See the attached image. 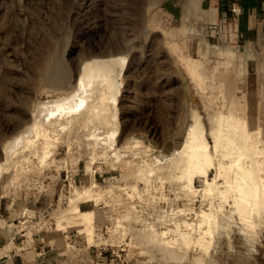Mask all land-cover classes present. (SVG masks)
<instances>
[{"label":"rangeland","instance_id":"obj_1","mask_svg":"<svg viewBox=\"0 0 264 264\" xmlns=\"http://www.w3.org/2000/svg\"><path fill=\"white\" fill-rule=\"evenodd\" d=\"M218 3L0 0V243L31 246L36 238L52 236L78 264H264V213L252 216L254 224H244L237 214L219 212L222 227L215 247L205 253L177 246V260L143 239L152 223L157 233L175 228L172 209H186L176 221H193L194 211L210 200L199 192L185 193L184 181L174 176L179 168L148 172L151 165H166L182 148L193 110L207 127L209 114L228 111L246 119L252 130L264 125L261 72L248 60L251 54L236 46L238 37L229 25L240 9L231 5L220 22ZM115 57L125 64L109 112L89 116L84 106L64 128L51 124L55 119L65 123L67 114L50 116L49 110L82 93L83 65ZM97 97L88 104L97 105ZM35 123L48 129L44 162L39 158L44 138L31 131ZM113 127L120 157L99 139ZM253 135L264 151V133ZM23 137L35 143L25 147ZM144 174L150 180L141 179ZM92 183L98 193L85 207L94 210L90 241L78 234L79 213L64 209L74 188ZM194 186L202 187L198 177ZM58 219L62 227L56 226Z\"/></svg>","mask_w":264,"mask_h":264},{"label":"bare ground","instance_id":"obj_2","mask_svg":"<svg viewBox=\"0 0 264 264\" xmlns=\"http://www.w3.org/2000/svg\"><path fill=\"white\" fill-rule=\"evenodd\" d=\"M222 54L230 56L231 52L222 50ZM124 64L125 60L121 57L87 61L81 69L78 81V86L82 93L73 102L60 104L49 110L50 116L58 113L61 116H63V113L67 114L66 122L61 123L55 119V122H51V124H59L62 125L61 128H64L71 121L82 115V112H79V110L84 106L89 116L94 112L98 115L108 113V102L111 101L113 105L116 103V94L119 89L117 77ZM48 71L49 68L46 66L45 74ZM97 95L99 103L97 105L88 104V102H91L89 99L95 98ZM113 116L111 115V117ZM107 123L111 125L109 124L110 121H107ZM208 123L209 126L207 127L202 114L198 110H193L191 113V123L186 131L182 148L177 150L176 154L167 158L168 163L166 165H157L156 167H152L151 165L148 168L150 174L156 173L157 170L160 171L165 166L179 168V173L174 176L184 181V185L181 186L185 190V193L188 194L190 192L195 195V193L199 192L201 198L208 197L210 199L206 203V207L201 208L199 212L194 211L195 220L193 221L186 220L185 218H182L181 221H176L175 216L177 214H186V209L179 207L172 209L171 213L173 223H175L174 229L167 227L157 233L152 223L150 227L143 230L145 231L143 235L144 241L151 243L153 247H156L155 249L166 252L174 258L172 260H177L175 259L177 258L175 250L177 246L180 249L183 247L187 250L191 247H197L201 248L205 253H208L210 249L212 250L215 247L216 236L222 227L221 221H219L221 216L218 218L219 212H224V215L225 211L228 210L229 217L231 218H233V214H237L239 221L242 220L244 224H252L251 218L254 214L261 215L264 213V154H262L264 151L258 147L259 141L253 135L256 133L262 135L264 133V125L252 130L246 119L240 118L232 111L209 114ZM57 127L59 126L57 125ZM31 131L35 132L37 138H44L41 155L39 156L40 160L44 162L49 154L50 147L48 129L40 123H35ZM116 132L117 128L113 127L106 132L105 136H101L99 139L105 148H112L113 155L120 157L121 150L116 146L114 147ZM95 135L93 137H97ZM20 140L24 142L25 147L35 143L34 138L30 137H25V139L23 137ZM158 161L159 159L157 158ZM1 165L3 164H0V171H3ZM210 170L214 172V175L211 177L209 174ZM197 177L201 182L202 187L200 189H196L194 186V179ZM140 178L150 180L145 174L144 177L141 175ZM94 186L95 183H92L89 188L82 190L74 188L64 209V211L70 210L71 212L79 213L78 224L80 227L78 228V234L88 236L90 241L94 238L93 235L95 233L94 210L90 208L86 209L85 207L89 202L94 201L95 203V198L97 197L95 194L98 192L95 193ZM134 186L132 188L136 189ZM56 224L57 227L62 225L59 219ZM227 228L224 231H227ZM171 231L176 232L177 236L168 238L167 234ZM226 231L222 232L226 233ZM220 234L223 235L222 233ZM89 246H92V242L89 243ZM198 263L200 262L198 261Z\"/></svg>","mask_w":264,"mask_h":264},{"label":"crops","instance_id":"obj_3","mask_svg":"<svg viewBox=\"0 0 264 264\" xmlns=\"http://www.w3.org/2000/svg\"><path fill=\"white\" fill-rule=\"evenodd\" d=\"M218 1L215 10L220 22L227 19L231 5L236 4L240 9L229 25L236 32L234 36L238 37L236 46L251 54L248 60L254 61L257 73L261 72L259 79L264 89V0ZM57 243L48 235L36 238L31 246L12 241L0 243V264H78L77 260L59 249Z\"/></svg>","mask_w":264,"mask_h":264},{"label":"built area","instance_id":"obj_4","mask_svg":"<svg viewBox=\"0 0 264 264\" xmlns=\"http://www.w3.org/2000/svg\"><path fill=\"white\" fill-rule=\"evenodd\" d=\"M233 11H234V9H233Z\"/></svg>","mask_w":264,"mask_h":264}]
</instances>
